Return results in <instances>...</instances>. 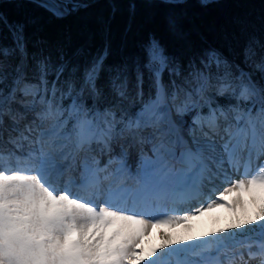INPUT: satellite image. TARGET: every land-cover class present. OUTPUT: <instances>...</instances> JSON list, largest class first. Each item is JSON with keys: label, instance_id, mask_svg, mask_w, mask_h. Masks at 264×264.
I'll return each mask as SVG.
<instances>
[{"label": "snow or ice", "instance_id": "obj_1", "mask_svg": "<svg viewBox=\"0 0 264 264\" xmlns=\"http://www.w3.org/2000/svg\"><path fill=\"white\" fill-rule=\"evenodd\" d=\"M30 3L63 20L101 0ZM103 3L98 46L71 52L29 31L36 18L0 11V264H264V13L258 30L194 47L175 11L188 0ZM144 8L174 10L163 33L137 29ZM118 20L123 54L109 63ZM222 185L217 200L240 214L140 247Z\"/></svg>", "mask_w": 264, "mask_h": 264}, {"label": "trees", "instance_id": "obj_2", "mask_svg": "<svg viewBox=\"0 0 264 264\" xmlns=\"http://www.w3.org/2000/svg\"><path fill=\"white\" fill-rule=\"evenodd\" d=\"M0 11L12 20L27 21L36 18L35 24H29V31L36 32L50 41L63 40L71 52L80 46H98L99 32L107 8L101 0L95 8L87 13L56 20L36 9L30 0H0ZM174 11L165 8H144L136 19L138 30H157L164 32V17ZM181 16L182 27L187 34L188 42L194 47L205 45L222 46L225 37H231L245 27L258 30L264 0H209L208 7H200L199 0H188V6L175 10ZM59 27V32H54ZM123 21L113 23V51L109 63L120 59L121 32ZM131 44V41L129 42Z\"/></svg>", "mask_w": 264, "mask_h": 264}, {"label": "rangeland", "instance_id": "obj_3", "mask_svg": "<svg viewBox=\"0 0 264 264\" xmlns=\"http://www.w3.org/2000/svg\"><path fill=\"white\" fill-rule=\"evenodd\" d=\"M59 27L55 28L54 32H59ZM191 124V123H189ZM130 164L134 166V162L130 161ZM235 178H247L243 176H234ZM227 185H222L218 188L217 192L212 193L208 198H205L201 204L204 206V211L200 214H198L194 219L188 222H180L174 225V227L182 226L183 224H190L193 223L194 227H192L191 231L187 235H192V236H199L201 233L204 232H211V230L214 227H220L226 224L229 220L233 219L235 215H238L241 213V209H232L227 206V204H221L219 200H217V197L219 195L220 191H223V187H226ZM233 196H229V202L233 199ZM245 199H248V197H245ZM211 200H217V204L220 206L213 207L211 209H208L206 207L208 202H211ZM201 204L197 207H200ZM249 210H251L252 206L249 204ZM185 212H168V216H178V215H183ZM148 219V217H145ZM158 218L160 219H166L167 216H159ZM168 225V224H167ZM180 236H185V235H180ZM144 250H150L151 248L148 247V244L146 241L143 242V245L140 246ZM148 249H147V248Z\"/></svg>", "mask_w": 264, "mask_h": 264}, {"label": "bare ground", "instance_id": "obj_4", "mask_svg": "<svg viewBox=\"0 0 264 264\" xmlns=\"http://www.w3.org/2000/svg\"><path fill=\"white\" fill-rule=\"evenodd\" d=\"M184 205V204H183ZM189 205V204H187ZM157 219H160L157 217ZM154 223V221H153ZM191 225L194 227L193 223L183 224L182 226L174 227L167 224H158L155 226H150L147 232L141 237L140 246L143 245V242L146 241L149 248H154L161 242V234L169 233L173 235H187L189 233L187 226ZM147 248V247H146ZM148 249V248H147ZM146 251V250H145Z\"/></svg>", "mask_w": 264, "mask_h": 264}]
</instances>
